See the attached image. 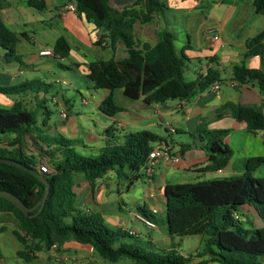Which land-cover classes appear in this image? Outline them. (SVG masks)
Here are the masks:
<instances>
[{"label": "trees", "instance_id": "trees-1", "mask_svg": "<svg viewBox=\"0 0 264 264\" xmlns=\"http://www.w3.org/2000/svg\"><path fill=\"white\" fill-rule=\"evenodd\" d=\"M26 1L37 11L46 9L43 0ZM70 1L81 17L84 16L104 32L111 47L121 43L127 52L125 58L100 59L88 65V80L95 88L110 92L100 105L105 115L115 116L124 110L115 98L118 89L129 99L142 98L146 104H161L188 99L221 82L218 72L212 69L197 80H187L188 58L183 52L181 55L177 53L175 38L170 32L157 31L155 44L137 38V23L153 24L167 9L162 0H136L121 9L113 7L110 0ZM200 2L199 9L205 10L210 0H206L205 4L204 0ZM3 7L4 3L0 0V12ZM252 7L256 15L264 17V0H253ZM21 36L25 37L24 34ZM102 41L103 37L99 42ZM19 42L20 36L0 16L3 60L24 66L23 58L17 53ZM246 47L244 58L264 55V29L250 38ZM53 51L55 55L66 58L70 55L71 45L60 37ZM233 80L241 85H255L264 94V71L261 69L249 68L244 62L235 65ZM52 88L51 83L31 80L13 86H0V94L10 96L28 91L47 94ZM228 107L237 121L246 124L249 133L257 135L264 131V115L258 109L235 104ZM47 125L48 117L43 121L45 128ZM44 133L38 123V110H29L22 101H17L11 108L0 106V157L38 170L37 151L29 154L26 149V140L30 137L32 144L40 149L38 155L44 157L42 154H45L50 160L49 172L44 175L51 184V190L38 216L25 215L11 202L0 198V213H11L17 221L13 234L24 246L18 252L19 258L24 261L30 262L35 253L51 249L60 238L89 245L99 258L111 263L128 259L131 264H264V226L248 227L236 218L247 205L264 222V178L255 176L264 163V157L249 158L245 172L240 176L167 185L164 227L172 244L163 249L142 241L152 249L148 250L139 244L140 238L109 226L101 213H88L76 207L75 176L82 174L94 187L108 172L115 171L118 179L125 178L133 184L141 177V168L153 144L166 140L147 130L131 132L125 134L121 142L108 141L99 154L92 157L79 153L75 149V141ZM229 133V130H209L205 126L197 131L212 171L224 169L232 159L233 150L225 142ZM0 190L9 191L28 207H34L43 198L46 187L24 170L0 162ZM140 210L145 214L143 218H148L155 226L158 224L154 213L145 208ZM184 236H200L203 239L199 262L193 263L191 257L182 255L178 250L175 239Z\"/></svg>", "mask_w": 264, "mask_h": 264}, {"label": "crops", "instance_id": "crops-1", "mask_svg": "<svg viewBox=\"0 0 264 264\" xmlns=\"http://www.w3.org/2000/svg\"><path fill=\"white\" fill-rule=\"evenodd\" d=\"M1 1H3L4 7L0 16L6 25L20 36L17 53L23 58L24 63L22 66L18 63L15 65L6 62L7 66L3 67L0 73V83L4 86L37 80L41 71L54 73L51 81L55 84H67L68 81L62 80L60 77L62 73L55 72V66L52 63L49 66L46 64L49 61L56 62L60 70L72 72L74 69L76 74L84 80H88L87 72L90 63L100 59H121L127 56L126 49L121 43L111 47L104 32L97 29L93 23L88 22L84 16L81 17L76 12L75 4L70 0H43L46 3V9L44 11L36 10L38 13L32 11L34 8L29 7L26 0ZM162 1L167 5V9L155 23L141 25L139 40L155 44L156 33L159 30H166L175 38L174 33L165 28L168 24H172L170 18L173 16L174 21L185 25L184 32L187 35V42L182 47L181 53L183 52L188 58L185 71L187 80L199 79L207 65L210 64V69L218 72L221 79V82L218 83L222 86L219 90H212L210 87L204 92L195 93L188 99L172 100L161 104H146L142 98L132 100L126 97L122 90H116L115 96L119 94V101L122 103L120 105L124 110L115 116L102 113L103 117H99L101 119L100 130L103 133L101 136L103 146L96 151H101L110 140L118 143L122 141L125 134L147 130L170 142L174 150L182 154V159L179 163L161 162L150 180L141 175L133 184L125 186L124 182H116L113 178L114 171H110L99 179L94 187L86 179L81 181L77 179L74 191L80 202L78 208L84 209L88 213L99 212L109 226L126 230L133 236L148 241L158 248L167 249L172 244L167 228L160 226L155 221L156 226L151 228L140 221L137 217L143 218L144 214L140 208L154 213L156 217H164L167 185L178 184L175 182L178 179H184L180 183H193L240 176L245 172L249 158L264 156V141L259 139L260 136H264V131L254 135L260 140L259 150L248 148L247 140L249 139L247 136H253V134L247 131L244 122H239L232 116L231 108L228 107L232 104L250 106L258 109L264 115V94L259 91L258 87L241 85L233 80L234 66L243 62L249 68L264 71V55L244 58L247 51L246 42L264 29V17L254 13L253 0H243L242 3H239L238 0H210L213 2L208 3L207 13L199 9L200 0ZM205 3H207L206 0L203 4ZM37 23L48 27L55 33V36L47 40L49 32L43 30L42 38H34L30 33L36 35L35 24ZM137 28L135 25V31ZM209 30L213 31L209 32ZM22 34L25 37L21 36ZM215 36H218L219 39L215 40ZM60 37H64L71 45L68 57L61 58L55 53L49 57L39 55V51L43 48L53 51L54 45ZM101 37H103V41L99 42ZM26 43L33 44L35 48H29L25 45ZM18 48L20 51L26 52L25 56L18 52ZM3 56L4 50L0 46V60H3ZM51 81L48 83L53 85ZM72 83H74V88L80 89L77 86L78 82ZM231 83H236L237 86L233 87ZM83 84H87V82ZM100 90L95 87L88 89L90 92V96H87L88 100L82 99V103L92 111L97 108L101 111L100 105L110 93L106 89ZM47 95L48 93L30 91L10 96L0 94V101L7 108H11L17 101H22L26 107L35 106L38 113H41V110L39 111L41 105H46L50 99L59 105V109L67 108L66 125L74 123L68 115L71 106L70 100L63 99L64 102H62L57 89L51 97H47ZM47 114H50V110H46L45 115L47 116ZM88 118L90 119V117ZM61 125L63 124L61 123ZM203 126L209 130L230 131L225 142L233 150V156L228 166L222 170L212 171L210 169L211 163L208 155L202 149V142L197 135V131ZM116 129L123 130L124 135L114 137L111 132ZM175 136L180 139L179 142L174 140ZM27 153L34 152L27 149ZM42 159L44 161L42 160L39 165L49 167L47 158L42 157ZM263 166L259 169L261 170ZM139 182L144 187L141 196L135 198V203L132 204L135 208L129 209L125 202L122 201L121 204L117 201L118 199L114 196L115 191L121 198L124 193H129ZM243 217L246 218L248 227L264 226V222L257 213L247 205L242 208L241 221H243ZM139 222L143 224L144 228L136 230L133 227H138ZM16 227L17 221L11 213H0V264H94V262L100 264L89 245L60 238L56 240L55 247L35 253L34 259L26 262L18 256V252L22 251L24 246L21 247L22 243L13 234ZM11 250L12 255L10 256L8 251ZM199 252H197L196 260L193 263L201 260L198 257ZM209 264L218 263L210 262Z\"/></svg>", "mask_w": 264, "mask_h": 264}, {"label": "rangeland", "instance_id": "rangeland-1", "mask_svg": "<svg viewBox=\"0 0 264 264\" xmlns=\"http://www.w3.org/2000/svg\"><path fill=\"white\" fill-rule=\"evenodd\" d=\"M243 0H238L239 3H242ZM247 1V0H245ZM112 4V3H111ZM113 7L114 4H112ZM121 9V8H118ZM32 11H34L35 13H38L36 10L32 9ZM206 11V12H205ZM203 12L207 13L208 10L205 9L203 10ZM170 21L172 24H168L165 28L168 30H170L171 32L174 33L175 35V40H174V44H175V48L176 51L179 55H181V50L182 47L186 44L187 42V35L186 32H184V28L185 25L181 24L180 22H176L174 21V17L171 16ZM137 25V30L135 31L137 38H140V34H141V25L139 23L136 24ZM43 30H47L49 32V37L47 38V40H50L51 38H53L55 36V33H53L48 27H44L42 25H40V23L35 24V33H30L34 36V38H42L43 37ZM25 45L29 46V48H35L33 46V44H29L26 43ZM20 52V54H22L23 56H25L26 52L25 51H20V48H18ZM19 54V53H18ZM47 61V60H45ZM53 64L55 66V72H59L62 73L61 74V78L62 80L66 79L68 81L67 84H63V83H57L55 84L53 81H51V77H53L54 73L48 72V71H41L39 72V76L37 77V80H40L42 82H52L53 83V88L50 90V92L48 93L47 97H51L52 95L55 94L56 89L58 90V96L59 98H62V102H64L63 99H68L70 100V109L68 111V115H70V117L73 119L74 123L72 122L71 124H67L66 121V117L65 118H60L61 115V109H59V105H57L56 102H53L49 99V101L46 102V105H41L42 107L39 109V111L41 110V113L39 114L38 120H39V126H41L44 130L45 133L44 135H51V136H55V137H63L65 139L68 140H72L76 142V146L75 149L83 154V155H89L92 157H96L99 152H97L96 150L99 149L101 146H103L102 143V138L101 136L103 135V133L101 132L100 128H101V119L99 117H103V114L101 111H99V109L97 108L96 110L94 109L93 111L90 108H87L83 103H82V99H86L88 100L87 96H90V92L88 91V89H93L94 85L89 82L88 80H84V78H82L80 75L76 74V70H72L71 71H64V70H60L57 66V63L54 61H49L46 62V64L49 66L50 64ZM14 64L16 65L17 63L14 62ZM6 62H4V60H0V73L2 72L3 67H6ZM58 77V76H57ZM58 77V78H60ZM72 82H78L79 84L77 86L80 87L79 90H77L76 88H74V83ZM84 82H87V84H83ZM0 86H4L2 85V83H0ZM100 91H103V89H101ZM120 91V90H119ZM119 94L116 95V101L118 104H122L119 98ZM123 101V99H122ZM3 102L0 101V106L7 108V106H5L4 104H2ZM29 110H37L34 107L28 106L27 107ZM46 110H50V114L49 115H45ZM66 110V114H67V108H65ZM42 112H44V115H42ZM83 115V117H81ZM87 116V117H86ZM48 117V125H47V129H45V127L43 126V120L46 119ZM90 117V119L88 118ZM80 118V119H78ZM61 123L63 125H61ZM66 125V126H65ZM116 126V125H114ZM111 134L114 137H121L124 135V131L120 130V129H116L113 132H111ZM36 135V134H34ZM10 137V136H8ZM119 139V138H117ZM247 147L251 148L252 150H259V143L260 140L262 139L264 141V136H260V138H256V136H252L250 135L249 137L247 136ZM174 140L179 142V138L178 137H174ZM43 147L44 145L41 144ZM26 149H28V151L34 152L35 150L40 153V149L32 144V138L28 137L26 140ZM35 152V155L37 156V160L39 161V163L43 160L42 157H40L38 155V153ZM44 157L47 158V156L45 154H42ZM264 157V156H262ZM44 161V160H43ZM49 164L50 160H46ZM263 166V165H262ZM260 170V169H259ZM257 170V171H259ZM255 172V176L264 178V166L261 168L260 172ZM113 178L115 179V181H121L124 182V185L127 186L129 184L128 180L125 178L122 179H118L116 172H113ZM77 179L79 181L85 179L84 176L82 174H77L75 176V182H77ZM182 180L184 179H178L177 181H175L176 183H180L183 182ZM194 180V179H191ZM143 184L141 182H139L135 187H133L131 189V191L129 193H124V195L119 198L116 191L114 192V196L115 198H117L118 202H120L122 204V201L125 202L127 204V207L129 209H133L135 207H133L132 204L135 203V198H138L139 196H141L142 194V189H143ZM80 200V199H79ZM81 201V200H80ZM78 204H80V202L78 201V199L76 198L75 201V205L76 207L78 206ZM117 205V204H116ZM115 205V206H116ZM118 206V205H117ZM250 219H252V217L249 215ZM156 220H158V224L162 227H164V217H160L157 216ZM243 222L244 224L247 226L246 223V218L243 217ZM140 223V222H139ZM133 228H136V230H138V228H144L143 224H139L138 227L134 226ZM152 234V233H151ZM139 244L142 245L143 247H145L146 249H151L149 247H147L141 240ZM172 242V241H170ZM175 243L178 246V250L184 254L185 256H189L193 259V261L196 260V254L197 252H199L204 244H203V239L200 236H184V237H180V238H176L175 239ZM21 247H23L22 244H20ZM152 250V249H151ZM9 255H12V250L8 251ZM96 259H99V263L100 264H131V261L128 259H124L121 260L117 263H111V262H107L102 260L101 258H99L98 256H96ZM11 264H15V263H11ZM94 264H96L94 262Z\"/></svg>", "mask_w": 264, "mask_h": 264}, {"label": "built area", "instance_id": "built-area-1", "mask_svg": "<svg viewBox=\"0 0 264 264\" xmlns=\"http://www.w3.org/2000/svg\"><path fill=\"white\" fill-rule=\"evenodd\" d=\"M213 31V30H209ZM215 40H218L219 37L215 36ZM39 55L43 57H49L53 56L54 52L51 49L48 48H43L42 50L39 51ZM210 64L207 65L205 72L202 74V76H206L208 71L210 70ZM221 84L216 82L211 85L212 90H219L221 88ZM231 86L235 87L237 86L236 83H231ZM56 101V100H55ZM61 117L65 118L67 117L65 107L61 109ZM182 159V154L179 151H175L173 148V145L168 142V141H157L153 144L152 150L149 153V156L147 158V161L145 165L141 168L140 175H143L146 177L148 180L152 179L158 165L163 162V163H179ZM39 172L43 173H48L49 169L45 165H39L38 167ZM140 221L145 223L147 226L154 228L155 224L150 222L149 220L142 218V217H137ZM236 218H240L238 215H236ZM55 247V246H53Z\"/></svg>", "mask_w": 264, "mask_h": 264}, {"label": "water", "instance_id": "water-1", "mask_svg": "<svg viewBox=\"0 0 264 264\" xmlns=\"http://www.w3.org/2000/svg\"><path fill=\"white\" fill-rule=\"evenodd\" d=\"M110 1L112 4H114L115 8H122L124 6H127V5L134 3L136 0H110ZM0 162L5 163V164H9V165H13V166H15L21 170H24L25 172L36 177L41 183H43L45 185V187H46L45 194H44L43 198L41 199V201L34 207H28L27 205H25L23 203V201L19 197H17L16 195H14L13 193H11L9 191L0 190V198H4V199L8 200L9 202H11L23 214L31 216V217L38 216L42 212V210L46 204V201L48 199V196L50 194V190H51V184L46 179L44 173L39 172L37 169L28 168L25 165H23L22 163L15 161V160H12V159L0 157ZM37 208H38V210L34 214L31 215L30 213L34 212Z\"/></svg>", "mask_w": 264, "mask_h": 264}]
</instances>
